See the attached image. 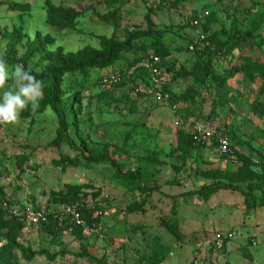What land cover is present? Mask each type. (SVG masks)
Returning a JSON list of instances; mask_svg holds the SVG:
<instances>
[{
  "label": "rangeland",
  "instance_id": "374dc122",
  "mask_svg": "<svg viewBox=\"0 0 264 264\" xmlns=\"http://www.w3.org/2000/svg\"><path fill=\"white\" fill-rule=\"evenodd\" d=\"M11 3L30 9L13 10ZM49 6L71 10L72 23L49 21ZM17 30L11 51L7 35ZM244 33L264 40V0H0V57L9 72L22 64L40 73L54 59L84 62L102 56L110 42L123 45L103 69L59 76L62 98L73 96L63 133L49 108H26L17 122L0 124L2 219L22 223L17 241L33 250L30 260L11 251L7 264H153L152 256L158 264H264V82L256 74L264 44L246 41L242 53L254 62L242 64L234 54L239 67L229 79L221 67L228 54L187 47ZM159 50L181 75L136 68ZM206 64L217 72L199 75ZM12 85L9 79L0 96ZM196 130L209 140L189 153L186 138ZM215 136L227 139L225 153L210 141ZM79 149L109 155L119 172L109 163H85ZM128 171L140 174L133 185L155 189L145 195L123 188L114 177ZM204 188L207 197L189 194ZM65 206L86 209L96 231H85V239L61 231L50 245L38 215ZM218 230L233 239L221 251L200 250Z\"/></svg>",
  "mask_w": 264,
  "mask_h": 264
},
{
  "label": "trees",
  "instance_id": "16d2710c",
  "mask_svg": "<svg viewBox=\"0 0 264 264\" xmlns=\"http://www.w3.org/2000/svg\"><path fill=\"white\" fill-rule=\"evenodd\" d=\"M9 7L13 10L21 11V12H28L29 6L22 3H11ZM250 11L245 10L246 13H243L244 17H247V13ZM244 12V11H243ZM46 17L49 21L57 23V24H63V25H70L73 21L74 14L71 10L60 7V6H49L45 12ZM246 15V16H245ZM194 27V26H193ZM18 30L13 31L10 34L7 35L9 41H8V48L9 50L13 51L15 49V46L20 41V34ZM236 35V34H235ZM246 41L248 43H254V48H260L264 44V40L261 39V37L253 36L250 33H244L242 37L235 36L233 39H226L221 40L218 37L213 38H205L201 39L199 42L202 46L201 49H198L196 43L193 45L189 43L187 46L189 49V46L193 47L194 52H197L201 55H210V56H217L219 55H226L228 54V57L226 61L222 64L223 68V74H225L224 79L232 78L236 75L238 72V62L236 64H233V58L234 54L240 55L239 58L242 61V64L251 63L254 62L252 58H247V55L243 54V49L246 44ZM123 45H116L114 43H109L107 45L106 52L102 56H98L95 58L87 59L84 62L80 61H74V60H66V61H60L57 59L53 60V66L51 68H48L46 70L41 71L40 73L32 72L34 76L38 80H41L43 82V99L40 101L39 108L33 112L31 110V104L27 107V110L31 114H37L45 111V109L49 108L51 109L54 114L56 115V118L58 120V132L63 133L65 129L67 128L66 119L68 116L73 115V96L68 98H62L61 93L59 91V76L63 73H68L72 71H80L83 69L88 68H105L108 65L113 64L115 59L119 57V53L123 50ZM200 46V47H201ZM252 46L249 48H253ZM35 51H39V48H34ZM33 49V50H34ZM190 50V49H189ZM164 51L159 50L155 51L151 56L152 57H158L159 62L154 64V66L157 68L158 71H160L163 68V71L172 72L174 76L181 75L180 72H174L172 66H169L164 63L162 54ZM148 58V62H151L150 57ZM225 60V59H224ZM125 63L128 64L129 67L134 66V61H128L124 60ZM257 61V59H255ZM142 62V61H141ZM146 61L142 62L137 66L136 68H140L141 70H144V72H151L148 68L145 67ZM224 64H228L227 66H224ZM264 66V63L263 65ZM217 72V70L211 68L209 64H206L203 69L199 71V75H207V74H213ZM180 73V74H179ZM186 73V72H185ZM253 73V72H252ZM252 73L246 72V75L249 76V80H251ZM256 74H259V77L262 82H264V67L261 68V70L258 69L256 71ZM263 88V87H262ZM261 88V89H262ZM218 136L212 137L210 141L215 144L217 142ZM186 149L189 153L203 150L206 147V140H202L198 138L197 134H190L187 135L186 138ZM71 143V142H70ZM75 146V145H74ZM79 154L81 155L82 159L85 161V163H109L117 172H119L118 165L115 162V160L110 157L107 154H97V155H87L84 150L79 149ZM76 165H78V162L73 160ZM140 174L137 171H128L125 174H120L115 176V181L120 184L123 188L129 189L130 191H139L141 194L149 195L155 188H150L146 186H140V185H133V182L130 180L131 178L138 179ZM73 187V186H72ZM228 189L235 188L233 186L227 185L225 186ZM256 187V186H255ZM254 187V188H255ZM210 193L209 188H204L200 190H196L194 192H190L189 194H197L200 195V197H207ZM207 194V195H205ZM77 211L80 213V218L83 221V225L76 224L75 222H71L69 219H66L65 221H59L57 218L58 212H51L42 214L41 220L42 229L43 231L50 236V245L53 243L54 239L57 237L59 232L65 231L68 234H71L76 239H85L84 238V232L85 231H96V219L91 218V214L86 211L84 208L77 207ZM4 215V210L2 206H0V228H6L3 233V238L6 240L5 244L0 246V264H7L13 256L10 254L11 251H17L20 253L22 257L26 260L31 259V255L33 250H31L30 247L24 246L20 244L17 241L18 233L22 229V223H20L15 217H10L8 220H3L2 216ZM172 230L175 233V236L179 239H184V236L179 235L176 224L174 223L172 225ZM219 231V230H218ZM198 238V236H196ZM205 239V238H204ZM203 239V240H204ZM202 240V241H203ZM6 245V246H5ZM48 249H45L43 251H47ZM81 255H84L83 253ZM152 262L153 264H158L157 256H152Z\"/></svg>",
  "mask_w": 264,
  "mask_h": 264
},
{
  "label": "clouds",
  "instance_id": "9594fccd",
  "mask_svg": "<svg viewBox=\"0 0 264 264\" xmlns=\"http://www.w3.org/2000/svg\"><path fill=\"white\" fill-rule=\"evenodd\" d=\"M49 51L54 49L49 48ZM11 79L13 85L0 96V124L15 123L20 113L31 104L35 112L43 99V82L22 64H17L9 72L7 61L0 57V89H4Z\"/></svg>",
  "mask_w": 264,
  "mask_h": 264
},
{
  "label": "built area",
  "instance_id": "2783aa9c",
  "mask_svg": "<svg viewBox=\"0 0 264 264\" xmlns=\"http://www.w3.org/2000/svg\"><path fill=\"white\" fill-rule=\"evenodd\" d=\"M191 26H197L198 25V19H194L191 22ZM189 49L192 51L193 47L189 46ZM151 62L146 61L145 67L148 68L151 72L153 73H157L158 70L157 68L154 66V64L159 62V58L158 57H150ZM198 136V138L205 140L204 136H202V131L201 130H196L195 132ZM218 141V146L220 149V154L225 153L226 152V148H227V139L225 137H219L217 139ZM38 219H41L42 216L39 214L38 215ZM58 220L61 221H65L66 219H69L71 222H75L76 224L79 225H83V221L80 218V213L77 211L76 207L73 206H65L64 208H62L60 210V212L57 215ZM233 239V233L232 232H228V231H215L212 233V235L208 238H205L203 240V243L201 245V249L200 250H213V251H221L225 244L227 242H229L230 240Z\"/></svg>",
  "mask_w": 264,
  "mask_h": 264
}]
</instances>
